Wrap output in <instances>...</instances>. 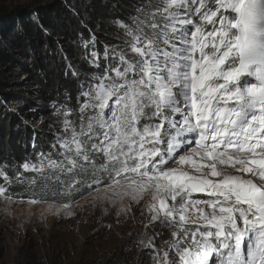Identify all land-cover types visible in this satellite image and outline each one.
Masks as SVG:
<instances>
[{
  "label": "snow or ice",
  "instance_id": "6c2138e0",
  "mask_svg": "<svg viewBox=\"0 0 264 264\" xmlns=\"http://www.w3.org/2000/svg\"><path fill=\"white\" fill-rule=\"evenodd\" d=\"M137 13L116 21L123 46L105 45L111 61L80 83L78 122L53 105L56 158L25 161L15 182L33 205L105 184L97 199L130 201L118 215L147 194L145 229L171 234L167 248L141 234L153 264H264V0H147Z\"/></svg>",
  "mask_w": 264,
  "mask_h": 264
},
{
  "label": "trees",
  "instance_id": "16d2710c",
  "mask_svg": "<svg viewBox=\"0 0 264 264\" xmlns=\"http://www.w3.org/2000/svg\"><path fill=\"white\" fill-rule=\"evenodd\" d=\"M146 3L147 0H52L47 4L33 1L18 5L0 0V165L13 179L11 185H5L11 197L34 198L27 183L15 182L17 173L23 172L22 163H36L41 153H51L56 158L59 149L51 147L55 142L53 133L43 128L58 126L53 105L66 104L76 112L74 84L81 74L91 70L82 59L84 42L94 35L95 44L89 45L102 53V45H113L111 42L119 35L114 22L127 24L133 12ZM69 62L79 77H73L67 68ZM32 106L33 111L29 110ZM35 115L47 119V125L44 120L37 126L26 123L28 118L36 120ZM33 175L24 173L22 178ZM4 183L0 177V184ZM103 185L81 189L71 197L50 191L43 200L71 205Z\"/></svg>",
  "mask_w": 264,
  "mask_h": 264
},
{
  "label": "rangeland",
  "instance_id": "374dc122",
  "mask_svg": "<svg viewBox=\"0 0 264 264\" xmlns=\"http://www.w3.org/2000/svg\"><path fill=\"white\" fill-rule=\"evenodd\" d=\"M13 4L24 5V3L39 2L47 4L52 0H8ZM137 10L127 24H132V18L137 16ZM119 29L113 46H123V30L114 22ZM105 45H102V53L88 45L82 49L83 61L91 67L89 72L81 74L80 79L74 84L76 89V110H78V95L81 91L80 83L91 80L93 74L103 72L105 65L111 61L104 59ZM91 51L98 53L101 67L96 68L88 63ZM83 97H80V102ZM64 110L67 105L59 106ZM73 107V105H72ZM32 106L29 110H34ZM75 112L70 118L79 120V114ZM36 120H28L29 125L37 126L47 119L35 115ZM63 117L56 115L57 124ZM6 129L7 126H4ZM62 125L51 129L43 128L50 133L59 132ZM175 166V165H172ZM100 186L78 201L72 203L67 215L62 204L42 202L30 204L28 198L7 199L0 196V264H153L149 250L142 249L138 245L142 233L147 236H155L157 248H167L165 241L171 239L170 231L155 224L145 229L149 223L148 214H141L149 202V196L144 195L139 204H133L131 212L119 214V209L128 205L130 201L125 198L121 203L118 199L113 202L104 199L103 189ZM100 191H97V190ZM160 233L159 235H155Z\"/></svg>",
  "mask_w": 264,
  "mask_h": 264
}]
</instances>
